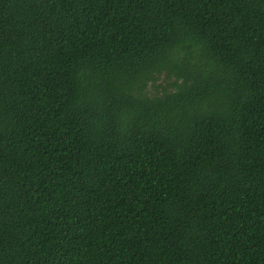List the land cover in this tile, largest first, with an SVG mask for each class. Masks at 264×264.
<instances>
[{
    "label": "trees",
    "instance_id": "obj_1",
    "mask_svg": "<svg viewBox=\"0 0 264 264\" xmlns=\"http://www.w3.org/2000/svg\"><path fill=\"white\" fill-rule=\"evenodd\" d=\"M0 264H264V0H0Z\"/></svg>",
    "mask_w": 264,
    "mask_h": 264
},
{
    "label": "rangeland",
    "instance_id": "obj_2",
    "mask_svg": "<svg viewBox=\"0 0 264 264\" xmlns=\"http://www.w3.org/2000/svg\"><path fill=\"white\" fill-rule=\"evenodd\" d=\"M161 83L165 84V82H164V81H162V80H161Z\"/></svg>",
    "mask_w": 264,
    "mask_h": 264
}]
</instances>
